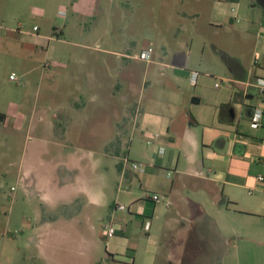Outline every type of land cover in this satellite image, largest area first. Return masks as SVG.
Returning a JSON list of instances; mask_svg holds the SVG:
<instances>
[{
	"label": "crops",
	"instance_id": "obj_1",
	"mask_svg": "<svg viewBox=\"0 0 264 264\" xmlns=\"http://www.w3.org/2000/svg\"><path fill=\"white\" fill-rule=\"evenodd\" d=\"M174 16L183 19L189 31L188 47L161 43L159 52L153 48L149 61L134 58L139 52L125 53V58L145 63V69L138 74L127 62L120 70L124 86L120 82L116 86L124 91L122 100L133 105L125 107L119 119L129 110L133 136L145 143L154 134L158 137L146 143L151 145L152 156L143 159L145 173L137 175L122 164L119 171L115 164L114 201L111 190H106L109 180L102 158L91 151L79 157L57 149L84 140L92 145L96 137L106 146V137L95 131L92 110L78 103L84 94L61 102V94L39 89L35 92L42 101L39 108L24 112L17 102L9 113L0 109L4 115L0 156L6 158L7 167L9 151L3 148L16 141L20 144V132L28 123L29 136L22 142L15 180L33 204L34 224L25 240L29 247L46 246L58 236L54 235L57 228L83 226L85 230L75 233L76 249L86 260L92 258L98 236L93 227L94 208L109 209L100 233L103 256L93 259L95 264H116L128 256L133 264L138 257L137 264H221L219 258L228 255L230 248L225 246L230 240L264 235L250 228V219L242 218L245 212L260 215L264 208V179L258 180L264 178V88L255 86L257 78L264 80V0H187L185 9L174 11ZM195 38L200 42L197 48H193ZM190 70L199 72L195 85L188 80ZM92 74L87 71V77ZM41 78L51 87L45 73ZM217 80L226 86H215ZM259 111V125L251 128L252 116ZM9 119L13 122L8 123ZM102 120L104 131L106 119ZM120 133L119 129L118 152L123 141ZM114 154L119 162L120 155ZM133 176L140 189L146 188L145 193L133 190ZM154 177L165 178V184L151 182ZM149 184L152 190L147 189ZM153 194L158 201L152 200ZM250 196L255 200L245 202ZM119 202L128 211L115 210ZM146 220L148 230L143 228ZM110 224L116 233L108 237L103 229ZM141 237L151 247L138 255Z\"/></svg>",
	"mask_w": 264,
	"mask_h": 264
},
{
	"label": "rangeland",
	"instance_id": "obj_2",
	"mask_svg": "<svg viewBox=\"0 0 264 264\" xmlns=\"http://www.w3.org/2000/svg\"><path fill=\"white\" fill-rule=\"evenodd\" d=\"M186 1L0 0V109L9 113L17 102L24 112L31 107L39 108L42 101L35 96L39 89L61 94V102L77 100L84 94L85 99H78V103H86L87 108L92 110V117L95 116L96 120L95 131L103 134L101 138L106 137V146L103 147L104 141H98L96 137L92 145L89 140H84L57 149L79 157L86 153L90 155L91 151L96 158H102L109 180L106 190H111V201H114L118 181L115 169L118 159L113 156L114 153L122 159L123 153L128 150L125 158L142 163H145L143 159L152 156L151 145H146L141 137H135L131 132L133 113L126 110V115L119 119L120 112L133 105L132 101L122 100L124 91L116 86L118 82L122 85L120 70L126 67L127 62L138 74L145 69V63L129 60L125 58V53L139 52L147 46L159 52L161 43L188 47L189 31L184 28L183 19L174 16V11L185 9ZM34 26L38 30H34ZM199 44L195 38L193 48ZM193 62L198 63V59L194 57ZM27 71L29 73L24 75ZM87 71H91L92 76L87 77ZM44 73L52 81L51 87L48 81L41 78ZM11 74L16 76V80L9 78ZM217 84L220 88L226 86L224 81L217 80ZM102 119H106L104 131L101 130ZM9 121L13 122L12 119ZM25 122L19 137L21 143L16 141L3 148L9 151L11 163L8 167L6 158L2 160L0 156V264H95L94 260L99 261L103 256L100 233L109 215L108 208H94L92 213L94 231L98 235L92 258L86 260L77 250L75 233L85 230L83 226L57 228L54 235L58 236L41 248L29 247L25 242L29 226L34 224V210L15 180V169L23 151L22 142L29 136L27 120ZM119 129L123 141L118 152L116 138ZM104 151L106 157H103ZM133 180L136 185L133 190L146 189L138 187L136 176ZM151 182L165 184L166 179L154 177ZM12 186L15 187L14 192L10 191ZM147 189L152 190L153 185ZM249 198H245V202L255 200V197ZM245 213L243 216L246 217L239 216L250 219V228L254 232L264 233V208L260 210V215L257 212ZM150 233L154 234V228ZM255 237L258 239L255 240ZM229 243L225 246L230 248L228 255L219 258L221 264H264V235L237 241L232 239ZM147 247L151 244L141 237L138 255L143 254ZM208 253L211 250L208 249ZM137 261L134 264L139 263V257ZM102 264L108 263L103 261ZM116 264L133 263L128 256L124 262Z\"/></svg>",
	"mask_w": 264,
	"mask_h": 264
},
{
	"label": "built area",
	"instance_id": "obj_3",
	"mask_svg": "<svg viewBox=\"0 0 264 264\" xmlns=\"http://www.w3.org/2000/svg\"><path fill=\"white\" fill-rule=\"evenodd\" d=\"M33 29L38 30V28L36 26H34ZM152 52H153V48L151 46H147V47L142 48L139 51V53L137 55H135L134 58L141 60V61H149L151 59ZM187 76H188L189 82L192 85H195L197 82V78L199 76V72L194 71V70H190V71H188ZM9 78L11 80H16V76H14V74H11L9 76ZM217 85L218 84H215V86H217ZM255 86L260 87V88H264V80L262 78H257L255 81ZM259 121H260V111L252 116V121L250 123V127L251 128H257L259 125ZM157 137H158V134H154L149 140L146 141V143L151 144L152 141L155 140V138H157ZM158 153H162V150L159 149ZM121 164L123 166H125L126 168L130 169L131 171L139 173V174L144 173L146 170V165L144 163L137 162V161H131L125 157H123L121 159ZM166 176L168 178H170L172 176V171L168 170L166 172ZM263 179L264 178L262 176L258 177V180H260V181ZM248 193L250 194L251 191L249 190ZM151 198H152V200H155V201L159 200V197L156 194H153L151 196ZM114 208H115V210H119V211H128V206L125 204H122V203H116ZM149 227H150V222H149V220H146L143 224V228L145 230H148ZM103 233L105 236L111 237L116 233V229H115L113 224L106 225V226H104Z\"/></svg>",
	"mask_w": 264,
	"mask_h": 264
},
{
	"label": "trees",
	"instance_id": "obj_4",
	"mask_svg": "<svg viewBox=\"0 0 264 264\" xmlns=\"http://www.w3.org/2000/svg\"><path fill=\"white\" fill-rule=\"evenodd\" d=\"M226 1H231V2H236L237 0H226ZM4 115L0 114V120L3 119ZM116 155H118V153H116ZM125 157V155H123ZM121 166V159L119 160V162L117 163V169L120 171V167Z\"/></svg>",
	"mask_w": 264,
	"mask_h": 264
}]
</instances>
